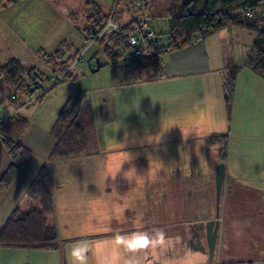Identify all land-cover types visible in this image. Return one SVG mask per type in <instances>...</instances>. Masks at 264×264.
<instances>
[{
  "label": "crops",
  "instance_id": "crops-1",
  "mask_svg": "<svg viewBox=\"0 0 264 264\" xmlns=\"http://www.w3.org/2000/svg\"><path fill=\"white\" fill-rule=\"evenodd\" d=\"M170 7L166 9L165 20ZM150 10L155 9L151 7ZM156 32L163 33L162 30ZM254 40L253 33L237 27L225 28L203 39L197 37L182 50L164 53L160 59L161 73L156 77L150 73L136 82L134 78L140 73L131 67V81L113 76L100 87L101 99L94 112L92 140L95 143L97 138L102 149L94 146L90 149L96 151L76 158L47 159L54 143L51 129L58 109L56 113L52 109L43 112L41 122L31 123V118L39 111L38 104L30 108L31 100H25L16 110L1 106L0 121L14 112L29 120L30 125L20 143L30 155L12 184L0 191V227L38 169L46 165L61 252L0 248V264H60L62 257L64 264H75L71 251L81 244L67 241L77 234L92 232L109 237L90 242L87 264H106L114 256L118 257L119 264H126L133 259L127 256L128 249L119 243L117 235L129 234L131 229L148 228L147 220L152 218V212L160 211L165 203L169 204L168 210H177L180 202L187 203L185 220L190 221L185 224L191 223L192 227L195 219L201 222L200 219L212 218L215 192L209 151L212 154L211 150H215L212 156L217 157V163L218 147L206 148L203 139L211 133H227L231 148L232 139L252 135L236 129L233 120L236 126L242 124L241 129L249 131L255 129L256 121L264 122V80L247 68L242 67L236 75L233 94L236 103L229 121L223 104L222 72L232 66H242ZM21 42L25 47L27 41L20 34L3 41L6 45H20ZM26 50L32 59L37 55L35 50L31 54ZM20 54L26 58L23 52ZM12 59L16 58L9 57L0 66ZM40 61L46 65L42 57ZM79 73L84 71L75 72V75ZM99 76L98 71L96 77ZM149 124L152 130H147ZM146 138L153 141L144 142ZM9 163L0 143V176ZM230 166L226 159L219 200V210L223 212L229 210L233 200H243L242 193L250 197L256 195L255 187L258 186L238 177L243 175L245 165L238 162L233 169L236 173H232ZM131 171L136 172L133 179H130ZM148 171L153 175L146 178ZM99 172L105 174L100 173L99 178ZM255 180L259 181L257 176ZM195 212L200 214L195 215ZM138 220L142 224H137ZM69 221L73 228L84 224L86 230L68 229ZM131 221H134L132 225Z\"/></svg>",
  "mask_w": 264,
  "mask_h": 264
},
{
  "label": "trees",
  "instance_id": "trees-1",
  "mask_svg": "<svg viewBox=\"0 0 264 264\" xmlns=\"http://www.w3.org/2000/svg\"><path fill=\"white\" fill-rule=\"evenodd\" d=\"M15 0H0V8L11 5ZM50 2L64 0H49ZM143 7L133 6L132 0H117L111 20L122 23L124 15L144 16L150 14L152 3ZM176 2V1H175ZM173 3L166 16L167 31L157 33L164 39L163 46L154 49L148 57L137 60L128 55L129 47L126 37L130 24L120 26L115 31L98 36L102 31L110 11L104 14L101 6L93 0H85L82 24L78 22V13L68 11L67 18L78 27L88 46L96 45L91 59H97L96 73L101 69L113 67H131L134 71H150L152 77L161 73V56L166 52L182 50L191 45L198 37L206 38L214 33L230 27H237L255 34L244 64L232 66L222 72L223 104L227 120L230 119L231 99L238 71L244 67L264 80V15L246 17L240 9H253L264 0H177ZM154 18V17H153ZM65 45L62 41L59 45ZM98 49L101 51H98ZM42 59L51 71L45 76L39 70L25 67L16 59L7 61L0 66V107L9 106L16 110L24 104L25 99L40 101L55 86L75 80L78 75L68 71L67 67L80 50L67 55L56 49L52 53L38 50ZM98 53L104 62L99 60ZM122 53V54H121ZM122 55L126 58L122 59ZM54 80V83H53ZM61 116L65 120L61 122ZM94 114L90 100L83 92L76 97L68 98L59 112L51 132L54 136L53 146L47 156L48 161H62L76 158L96 149H90L89 142L93 139ZM30 122L21 114L14 112L0 121V143L6 151L10 163L0 176V191L8 188L28 159L30 151L20 143ZM206 148L218 147V163L227 159L229 136L227 133H211L204 139ZM53 197L48 185V170L42 165L25 193L0 227V248L20 247L34 250H58V232L56 228ZM60 264H64L63 257Z\"/></svg>",
  "mask_w": 264,
  "mask_h": 264
},
{
  "label": "rangeland",
  "instance_id": "rangeland-1",
  "mask_svg": "<svg viewBox=\"0 0 264 264\" xmlns=\"http://www.w3.org/2000/svg\"><path fill=\"white\" fill-rule=\"evenodd\" d=\"M93 1L101 6L104 14L108 13L113 7V0ZM174 2L177 3V0H154L152 7L155 10H150L149 13H154L153 17L155 19L153 20V26L155 30H162L163 33L167 30V23L164 19V15L167 13L166 9L173 5ZM84 8L85 0H64L56 2H50L49 0H15L11 5L0 8V65L9 57H13L29 65L28 68L35 67L45 76H49L51 72L49 68L40 61L41 55L37 50L38 47L45 53L53 52L56 49H62L64 51V59L75 50H80V53L83 52L85 62L77 65V68L75 67L76 70L74 69L72 71L74 75L75 72L79 71H84L83 74L79 73L75 80L55 86L46 93L40 101H34L35 97L38 95L31 99L33 103L30 105V108L34 107L33 105L37 106V104L39 106V111L36 113V116L31 118V123L41 122L40 116L47 110L52 109L54 113H56L58 109L57 111L59 114L64 102L70 97H76L81 92L90 100L94 114L98 109L99 98L101 99L99 89L102 84H106L113 76L121 80L122 77L123 79H132V69L129 66L120 67L119 69L113 67L104 68L99 71V77H96L98 72L92 73L89 71V67H93L97 63V59H91V55L97 46H88V42L84 40L78 27L66 16L69 10L76 11L78 13V23L82 24ZM155 14L157 16H155ZM127 17V15H124L122 20H126ZM16 33L22 35L27 41L25 47L22 42L20 45H6L3 43V41H6L8 38L12 39L14 35H18ZM62 41L66 44H62L59 47ZM26 49L29 50V54L35 50L37 55H34L32 59L30 57L31 55L27 54ZM100 50L98 49V51ZM22 52L26 55V58L21 56L20 53ZM97 57H101V53H98ZM101 60L104 61L103 56ZM139 73L140 74L136 75L134 78L136 82L143 80V78L151 72L141 71ZM103 93H105V91H103ZM234 103H236V99L233 101L232 97L231 110L234 109ZM231 113L230 111V118ZM64 120L65 117L61 116V122ZM234 121L235 120H233L232 124L236 129L241 132L251 133L252 135L232 139L231 141H233V144L231 148L228 143L227 159L229 160L232 171L234 167L238 165V162L242 166L245 165L244 170H242L243 175L238 177L243 179V182L246 181L247 183L258 186L255 187L257 190L255 191L256 195L250 197L249 194L242 193L240 197L243 200H233L229 210L225 212L219 210V216L223 217L224 221L221 224V231L219 232L218 244L215 247L213 259L211 261L208 259L205 247L203 251L197 244L193 243L194 239L192 234L194 227H192L191 223L189 225L185 224L186 221H188L185 220L187 203L182 204L181 202L177 205V210H168L166 207L169 204L165 203L160 211L152 212V218L147 220L149 224L148 228L141 227L140 229L130 230L129 234L143 231L152 232L155 229H162L166 233L168 239L164 247L149 250L147 253H132L127 251V256L129 258L140 260L141 264H222L228 261L234 263L249 262L250 264H262L261 260L264 256V224L260 221L258 222V219L262 218L260 214L262 208L260 207L261 211H258L256 208L258 206L255 205V202L264 201V122L256 121L255 129L249 131L246 128L241 129L242 124L237 123L239 126H236ZM147 130H152L151 124H149ZM95 141L94 143L91 139L89 147L92 148L95 146L97 150H101L102 145L100 143L98 144L97 138H95ZM152 141L153 139L149 140L147 138L144 140V142L148 143ZM215 148L216 146L214 149ZM211 152L213 154L215 150H211ZM212 154H210L209 151L211 175L214 174L215 167L219 164L218 162L215 163L217 157L215 158ZM149 156L150 154L148 157ZM100 173L102 174L104 172H99V178ZM129 173L130 179H133V176L136 175V172L133 171ZM232 173L236 172L233 171ZM125 174L126 172H124V175ZM145 174L147 175L146 178L149 174L152 177L153 172L150 173V171H148L145 172ZM256 176L259 181L255 180ZM198 214L200 213L195 212V215ZM214 214L215 208L213 206L211 217H214ZM200 220L203 222V219ZM194 221H196L197 226L199 222L198 219ZM70 222L71 221L66 225L68 229H74L77 232L86 230L84 224L77 226V228H73ZM110 222H113V219H111ZM133 222L134 221H131V225ZM138 222L140 221L138 220L137 224ZM140 223L142 224V221ZM124 234L119 233V235ZM77 235L76 238L67 242L73 241L90 246L91 241L108 239L109 237V235H97L94 232Z\"/></svg>",
  "mask_w": 264,
  "mask_h": 264
},
{
  "label": "built area",
  "instance_id": "built-area-1",
  "mask_svg": "<svg viewBox=\"0 0 264 264\" xmlns=\"http://www.w3.org/2000/svg\"><path fill=\"white\" fill-rule=\"evenodd\" d=\"M116 1L117 0H113L114 5L116 4ZM151 1L152 0H132L133 6L135 7L147 6L151 3ZM114 5L108 19L104 24L102 31L98 36L105 35L111 31H115L120 26L130 24V29L126 37V42L129 47V51L127 53L137 60L148 57L149 55H151L154 49L163 46L164 39L162 36L160 37L157 35V32L153 26V20L155 18L148 15L134 16L131 18V16L127 15L128 17L126 18V20H122L121 24H116L111 20L112 14L114 12ZM238 12H243L246 17L264 15V4H259L253 9H240L238 10ZM123 58L125 59L126 56L122 55V59ZM84 62L85 60L83 58V52H81L69 62L66 72L73 71L77 65ZM94 69L95 66L91 67L90 71H93Z\"/></svg>",
  "mask_w": 264,
  "mask_h": 264
},
{
  "label": "clouds",
  "instance_id": "clouds-1",
  "mask_svg": "<svg viewBox=\"0 0 264 264\" xmlns=\"http://www.w3.org/2000/svg\"><path fill=\"white\" fill-rule=\"evenodd\" d=\"M166 233L162 229H155L152 232H133L131 234L118 235L117 240L121 245L127 247L132 253H147L149 250L162 248L167 243ZM89 247L86 244H81L74 247L71 255L74 258L75 264H87V254ZM106 264H119L118 257L114 256L108 260ZM126 264H141L140 260H128Z\"/></svg>",
  "mask_w": 264,
  "mask_h": 264
},
{
  "label": "water",
  "instance_id": "water-1",
  "mask_svg": "<svg viewBox=\"0 0 264 264\" xmlns=\"http://www.w3.org/2000/svg\"><path fill=\"white\" fill-rule=\"evenodd\" d=\"M224 176H225V164L219 163L216 165L213 174L214 192H215V214L213 219L207 220L204 223L207 254H208V259L210 261L213 259L214 256L216 239L218 236L219 200L221 196Z\"/></svg>",
  "mask_w": 264,
  "mask_h": 264
},
{
  "label": "flooded vegetation",
  "instance_id": "flooded-vegetation-1",
  "mask_svg": "<svg viewBox=\"0 0 264 264\" xmlns=\"http://www.w3.org/2000/svg\"><path fill=\"white\" fill-rule=\"evenodd\" d=\"M255 205L258 206L256 207L258 211H261L260 207L262 208V212L260 213L261 214V219H258V222L260 221L261 223L264 224V201H257L255 202ZM210 219H213L210 218ZM208 219V220H210ZM207 220H203V222H198L197 226H196V222H195V225L193 226V239H194V244H197V246L199 248H201V250H205L206 248V251H207V245H206V238H205V225L204 223L206 222ZM224 219L223 217H220L219 216V226H218V236H217V239H216V245L218 244V237H219V232L221 231V224L223 223ZM215 245V247H216ZM205 247V248H204ZM208 255V254H207ZM261 263L264 264V256L261 260ZM222 264H250L249 262L245 263V262H237V263H234L232 261H228L227 263H222Z\"/></svg>",
  "mask_w": 264,
  "mask_h": 264
}]
</instances>
